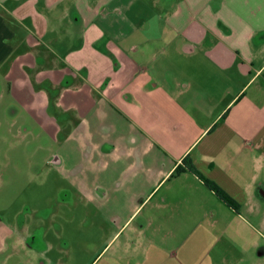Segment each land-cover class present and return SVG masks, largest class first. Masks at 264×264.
<instances>
[{
  "label": "crops",
  "instance_id": "1",
  "mask_svg": "<svg viewBox=\"0 0 264 264\" xmlns=\"http://www.w3.org/2000/svg\"><path fill=\"white\" fill-rule=\"evenodd\" d=\"M46 37L100 198L125 206L109 264H264V0H0V76ZM209 236L229 244L188 243Z\"/></svg>",
  "mask_w": 264,
  "mask_h": 264
},
{
  "label": "rangeland",
  "instance_id": "2",
  "mask_svg": "<svg viewBox=\"0 0 264 264\" xmlns=\"http://www.w3.org/2000/svg\"><path fill=\"white\" fill-rule=\"evenodd\" d=\"M39 43V59L0 76V264H109L125 206L100 198L91 157L99 142L80 139V82L48 75V38ZM190 242L203 255L229 244L221 236Z\"/></svg>",
  "mask_w": 264,
  "mask_h": 264
},
{
  "label": "trees",
  "instance_id": "3",
  "mask_svg": "<svg viewBox=\"0 0 264 264\" xmlns=\"http://www.w3.org/2000/svg\"><path fill=\"white\" fill-rule=\"evenodd\" d=\"M209 185V188L214 192L216 193L224 202L226 203H230L228 198L220 191L218 190L217 188H215L213 185L211 184H208Z\"/></svg>",
  "mask_w": 264,
  "mask_h": 264
}]
</instances>
